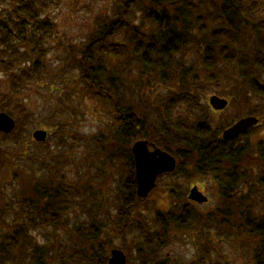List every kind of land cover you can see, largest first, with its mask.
Wrapping results in <instances>:
<instances>
[{
	"label": "trees",
	"instance_id": "obj_1",
	"mask_svg": "<svg viewBox=\"0 0 264 264\" xmlns=\"http://www.w3.org/2000/svg\"><path fill=\"white\" fill-rule=\"evenodd\" d=\"M60 1L0 2V73L7 75L10 91L18 92L42 79L39 44L47 35L56 34L55 25L42 17V10L49 5L57 8ZM115 1L111 9L95 17L84 42H60L65 46V60L78 68L73 83L82 85L71 92L80 89L82 95L97 98L113 117L110 135L93 138L95 147L89 148L93 159L101 162H85L87 167H96L95 173L107 181L106 188L114 182L113 193L81 177L75 183L69 181L60 173L59 162L40 159L41 170L28 171L25 162H14L25 155L26 148L5 153L0 147V264H109L110 252L116 247L113 238L118 235H123L122 249L129 261L135 250L143 264H180L162 256L173 236L193 238L200 253L190 264H230L219 249L224 239L236 244L248 258L247 264H264V125L256 126L260 132L255 141L251 138L250 154L252 159L257 156L253 159L257 162H241L247 147L219 141L221 131H212L210 117L195 110L200 95L196 86L202 87V81L220 84V77L228 78L239 96L258 99L259 110L247 116H264V0ZM137 7L144 25L147 21L153 29L143 32L130 24L129 15ZM121 36L125 40L118 41ZM122 68L138 74L135 92L129 96L122 90L124 83L114 79L116 74L123 76ZM65 94L70 102V92ZM182 102L190 105L197 120L193 127L184 121L179 126L168 118ZM69 109L66 104L62 111ZM147 109L156 110L160 125L152 128L148 124ZM9 113L15 116L17 112L9 109ZM29 116L15 117L17 127L11 134L0 133V146L7 139L21 145V129ZM56 131L52 129V134ZM59 137L64 140L63 135ZM169 137L174 143H169ZM211 138L228 145L222 158L239 162H205L203 157L213 149ZM138 140H151L152 146L175 156L178 165L173 175L184 171L187 178L212 176L214 205L200 210L187 194L168 185L161 197L169 206L156 208L153 223H149L148 215L140 210L149 199L137 195L132 147ZM193 150L202 154L200 162H189ZM181 156L186 157L184 162ZM156 191L157 187L152 195ZM76 208L81 215L71 226L70 216ZM39 230L44 231L42 242L34 236ZM130 230L132 243L126 247Z\"/></svg>",
	"mask_w": 264,
	"mask_h": 264
},
{
	"label": "rangeland",
	"instance_id": "obj_2",
	"mask_svg": "<svg viewBox=\"0 0 264 264\" xmlns=\"http://www.w3.org/2000/svg\"><path fill=\"white\" fill-rule=\"evenodd\" d=\"M0 2H2V0H0ZM114 2L116 1L61 0L57 8L53 9V5L44 8V10H42L44 13L42 17H47L53 22L56 34H54V36L51 34L47 35L45 40L42 39L43 41L40 38H36L38 41L41 40V44L39 45L41 46V49H43L41 52L42 55H39V59L43 60L42 63H44V72L42 73V75H44L42 79L29 83L25 88H22L17 92L10 91L7 75L0 73V114L10 115L16 120L14 129L18 125V120L15 117H19L22 113H27V115L30 114L27 123L21 129V145L19 146L18 143L12 139H7L1 143L0 147L2 150L5 153H11V151H13L12 149L20 150L26 147L25 155L23 153L22 158L18 161H14L17 165L20 164V162H25L28 171H39L41 170V167L39 166L40 159H42L43 162H59V165L62 167V169L59 170L60 173L65 174L69 181L75 183L81 177L84 180L86 179L90 185L95 186L98 189H106L107 193L110 195L113 193L114 182L110 181L108 188H106L107 181L95 173L96 167H87L85 162H101L100 160L93 159L89 152V148L95 147L93 138H96L97 136L105 138L107 135H110L109 124L113 121V117L105 104L99 102L97 98L91 95H82L80 89H78L77 92H71V90H77V88L82 85H75L73 83L78 75V68H76L74 64L72 65V63L65 60V53H63V48L65 46H60V42H63L64 44H78L84 42L86 40L85 37L92 28L95 17L100 12L111 9ZM2 3L4 4V10L6 9L5 13H9L6 1H3ZM139 11L138 7L135 8L134 11L132 10L129 15L130 24L132 26H140L143 32L144 29H153L152 25L147 21L144 25L143 14ZM126 12L127 11H125V13ZM123 40H125V38L122 36L118 38V41ZM44 48L46 49L44 50ZM119 66L122 65H117V67ZM122 75L123 76L120 78L119 75L116 74L114 79L116 81L119 80V83H124L125 86L122 87V90L129 96L135 92V79L138 78V74H130L128 69L124 71V68H122ZM201 77L202 80H204L203 75H201ZM218 82L224 87V92L219 91L221 88L219 83L212 85L211 83L207 84L205 81H202L200 82L201 84H204L202 87L198 85L196 86L197 89L200 90V95L199 97H196L198 102L195 110L196 112H200V114L205 111L204 113L206 114L207 119L209 116L210 119L208 120L209 122H212L211 130L213 131L214 129L219 133L221 131L222 134L223 130L227 127H231L236 124L237 121L246 118L247 113L251 110H259L260 102L254 95L245 96L242 94L239 96L237 91L231 86L228 78L219 77ZM67 92H70L72 97L70 102L65 98V93ZM210 96L218 97L227 101V107L222 111H217L214 115V119L206 105L209 102ZM63 99H65L64 102H62ZM19 100L23 101L24 104L19 102ZM155 100L159 102L158 99ZM66 104H69L70 107L69 112L67 113L62 111L63 108L66 107ZM148 107L149 106L146 104V108ZM9 109L15 110L17 112L16 115H11ZM73 109L76 111L75 115L72 112ZM154 110L152 109L148 111L147 109V113H149L147 115L144 114V118L152 128L161 124L157 118V112ZM171 112L172 113L168 118L172 123L182 126L183 123L181 121H184L188 124V127H193L194 124H197V120L193 117L190 111V105L188 104L183 102L179 103ZM248 116L255 117L259 120V123L255 125V127L264 119V116L260 113H252ZM58 122H60V126L56 127V125H59ZM255 127H251L247 130L248 132L246 131L247 133H244L243 136L239 137L240 139L238 140L237 145H245L247 147V152L245 153L244 150V156L241 159V162H257L254 161L258 159L257 156H253V160L251 158L252 153L250 154V146L253 144L251 138L253 137L255 141L256 136H258L260 132V130ZM54 128H56L57 131L51 134L48 141L36 142L34 140V131L42 129L50 131ZM156 130H158V128ZM211 130L210 132L212 133ZM62 135L64 140H61L59 137ZM170 142L174 143L173 139L169 137V143ZM150 146L153 149L151 144ZM231 150L230 152L235 153L234 149L233 151ZM27 151L30 155L34 156V159L37 158V160L26 155ZM195 151L193 150V157L189 159V162H195L202 159V154H196ZM15 153H17V151ZM185 158L186 157L181 156L180 160L184 162L183 160H185ZM41 173L39 172V174ZM211 180L212 176H206L201 179H196L195 177L187 178L184 175V171L179 174L164 175L158 182L157 191L150 197L148 202L145 201L141 204L140 210L143 214L145 211V214L149 217V223L152 224V217L156 214V208L169 206V202L167 203V200L161 197V195L164 194V192H167L166 186L173 185L178 191H183V193L187 194V197L191 192V189L197 187L199 191L208 197L209 201L204 204H199L197 202L192 203L197 205L200 210L205 211L206 208H210L215 203L216 185H214ZM10 189L11 187H7L6 193H10ZM153 205L154 207H152ZM110 212L113 214L112 210H110ZM78 214L81 215V211L76 208L70 216L71 226H73L77 220ZM42 233H44L42 230L34 232L36 239L41 242L44 241ZM132 233V230L126 233V247L131 246V240L133 237ZM113 239H115L113 244L116 247L111 250L110 257L114 250L123 252L122 247H124L123 237L120 236ZM171 239L169 245L162 252L163 257H172L174 262L179 261L180 264H190L191 261L197 257L196 253H200L193 243V238L182 236V238L177 239V237L173 236ZM218 244L220 246L219 249L230 264H247L248 258L239 252L238 247L232 240L224 239ZM125 256L127 264H143L135 250H132L130 253V261L129 257H127V255ZM220 260L222 262L224 261L223 258H220Z\"/></svg>",
	"mask_w": 264,
	"mask_h": 264
},
{
	"label": "water",
	"instance_id": "obj_3",
	"mask_svg": "<svg viewBox=\"0 0 264 264\" xmlns=\"http://www.w3.org/2000/svg\"><path fill=\"white\" fill-rule=\"evenodd\" d=\"M213 101L215 104H218V108H224L227 104V101L218 98H214ZM258 123L259 120L255 117L243 118L232 127L225 130L223 138L225 140H234ZM14 127L15 121L9 115L0 114V132L8 134ZM34 137L38 141H45L47 132L37 130L34 133ZM132 149L136 159L137 195L144 199L156 188L158 178L161 175L174 173L176 171L177 160L161 149H154L151 151L147 141L144 140L137 141ZM188 198L199 204H204L209 201L208 197L199 191L197 187L191 189ZM110 264H127L125 253L114 250L110 259Z\"/></svg>",
	"mask_w": 264,
	"mask_h": 264
},
{
	"label": "flooded vegetation",
	"instance_id": "obj_4",
	"mask_svg": "<svg viewBox=\"0 0 264 264\" xmlns=\"http://www.w3.org/2000/svg\"><path fill=\"white\" fill-rule=\"evenodd\" d=\"M213 99H214V96H210L209 97V102L206 105H207L208 111L210 113H212V118L214 119V115L217 113V111H222L223 109L222 108H218V104H215ZM221 139H223V133L221 134L219 141H221ZM239 139L240 138H238L236 140H233V141H229V142L233 143L234 145H237V142H238ZM211 140H212V138H211ZM212 144H214L213 145V149H209V151H208L209 154L207 156L203 157L205 162H229V161L239 162L238 160H235L234 158L230 159V160L225 158V157L222 158V156L225 153L228 145L220 144V142H218V138H213ZM234 145H230V146L232 147ZM239 148L240 147H238L237 149H239ZM195 150H197V149L195 148ZM231 151H233V148H232ZM206 153L207 152H205V154ZM200 161L201 160L195 161V162H200ZM204 189H205V187H204ZM120 236L123 237V235H118V237H120ZM126 238H127V235H126Z\"/></svg>",
	"mask_w": 264,
	"mask_h": 264
},
{
	"label": "bare ground",
	"instance_id": "obj_5",
	"mask_svg": "<svg viewBox=\"0 0 264 264\" xmlns=\"http://www.w3.org/2000/svg\"><path fill=\"white\" fill-rule=\"evenodd\" d=\"M227 107V104H226V106L224 107V108H222L223 110L225 109ZM247 117H251V116H247ZM246 117V118H247ZM243 119V118H242ZM264 120V119H263ZM211 125H212V122H211ZM232 127V126H231ZM228 128H230V127H227L225 130H227ZM225 130H223V132L225 131ZM249 130V129H248ZM248 132V131H247ZM246 132V133H247ZM241 136V135H240ZM240 136H238L237 138H239ZM144 141H147V144H148V147H149V149L151 150V151H153L154 149H161L160 147H157V146H154L153 145V149L151 148V146H150V144H154L151 140H144ZM161 150H163V149H161ZM163 151H165V150H163ZM165 152H167V151H165ZM167 153H169V152H167ZM134 155V154H133ZM134 162H135V167H136V159H135V155H134ZM161 180V177H159L158 178V181L157 182H159ZM152 193H153V191L150 193V195L147 197V198H145V199H150V197L152 196ZM144 215H146L145 214V211H144Z\"/></svg>",
	"mask_w": 264,
	"mask_h": 264
}]
</instances>
